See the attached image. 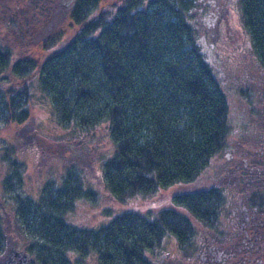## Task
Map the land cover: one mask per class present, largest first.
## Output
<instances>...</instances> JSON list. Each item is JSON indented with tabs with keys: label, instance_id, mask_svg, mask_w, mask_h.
I'll use <instances>...</instances> for the list:
<instances>
[{
	"label": "trees",
	"instance_id": "trees-1",
	"mask_svg": "<svg viewBox=\"0 0 264 264\" xmlns=\"http://www.w3.org/2000/svg\"><path fill=\"white\" fill-rule=\"evenodd\" d=\"M118 1L101 8L99 0H72L64 6L69 34L41 38L43 51L59 48L38 60L18 54L35 46L40 32L30 27L49 23L61 0H15L17 8L0 2L1 119L27 120L25 106L37 88L71 136L80 137L79 128L88 139L104 130L112 152L101 158L99 177L110 196L123 202L169 192L166 205L151 215L123 209L96 228L66 219L77 197L96 195L83 189L86 180L73 166L36 197L11 194L13 230L31 264H80L90 252L98 264H151L146 252L165 247L169 234L180 251L190 248L194 220L205 226L218 219L219 203L227 199L221 184L199 182L225 147L230 125L223 79L202 59L190 22L198 0ZM247 8L264 26V0H249ZM12 171L11 190L15 177L21 181ZM6 209L0 205V252L8 246Z\"/></svg>",
	"mask_w": 264,
	"mask_h": 264
},
{
	"label": "rangeland",
	"instance_id": "rangeland-1",
	"mask_svg": "<svg viewBox=\"0 0 264 264\" xmlns=\"http://www.w3.org/2000/svg\"><path fill=\"white\" fill-rule=\"evenodd\" d=\"M71 1L61 0L60 6L51 15L49 23H46V19L39 20L37 26L35 24L30 27L31 32H40V35L33 42L35 46H32L33 43L29 44L32 47L21 51L18 56L21 58L29 56V58L38 60L58 50L59 47L56 45L50 50L43 51L38 46V41L56 31L61 32L63 30L65 32L63 34H69L70 25L64 16V10H66L64 6L66 7ZM0 2L12 8L14 6L19 7L15 0H0ZM99 2L101 8H113L111 3L116 2V0H99ZM43 26H46L44 30ZM199 36L198 31L197 37ZM217 41L219 42L218 39ZM17 42L13 43L15 47L20 46ZM219 45L216 60L220 69H214V67L212 69L220 80L223 79L222 82L228 93V123L230 128L225 139V147L211 158L200 178V184L218 181L221 185L226 184L223 182L225 176H222L226 161H231L232 168L236 167L237 160H240V140L247 135L246 131L240 129V61H238L240 53L238 54L233 48L234 43L231 46L223 41ZM37 94H39V90L34 88L25 106L28 108V119L22 123L4 122L0 113V205L4 204L7 207L8 214L4 215V221L10 229L7 234L8 246L6 250L0 252V261H6L10 264H18L20 258L11 256L9 249H23L20 238L18 239V233L15 232V229L13 230L16 223L14 222L15 219L13 220V208L10 206L13 202L11 194L19 192L24 197H36L47 183L53 182L58 185L59 180L65 175L67 167L73 166L79 171L80 177L86 180L83 189H91L97 195V197L93 195L92 200L87 196H80L75 199V208L66 215V219L68 222L77 223L79 226L96 228L123 209L138 210L144 215H151L159 206L166 205L165 203L169 199L168 190L161 191L160 194L149 198L139 195L123 202L110 196L103 185V178L99 177L102 174L101 158L104 159L112 152V144L104 130L99 127V133L88 139L84 138L85 131L79 128L80 137L71 136L68 134V130L60 125L59 115L53 114L49 97L46 95V98H42L41 94ZM0 101L2 102L1 95ZM78 138H83L81 145H76ZM63 145H70V148L65 149ZM247 149L251 150L250 144L247 145ZM249 155L246 154V156ZM73 162L75 164H72ZM13 169L19 171L21 181L15 177L11 190L8 189L9 183L6 179L13 174ZM232 180L234 181L233 178ZM220 184L218 183V185ZM176 187L178 185L171 188L170 193L172 189H177ZM233 187H223L226 190V200L231 199L230 194L233 193ZM198 242L199 238L195 235L191 247L177 254L179 252L177 242L166 236L162 242L165 247L162 245L153 253L147 251L145 256L151 264H159L160 254L165 252L166 257L161 261V264H196L201 252ZM24 252L26 253V251ZM13 257L15 261L12 260ZM32 258V255L28 254L27 261L22 264H31ZM80 264L98 263L95 255L90 252L88 256L83 257Z\"/></svg>",
	"mask_w": 264,
	"mask_h": 264
},
{
	"label": "flooded vegetation",
	"instance_id": "flooded-vegetation-1",
	"mask_svg": "<svg viewBox=\"0 0 264 264\" xmlns=\"http://www.w3.org/2000/svg\"><path fill=\"white\" fill-rule=\"evenodd\" d=\"M247 3L249 0H240V6L238 0H198L191 11L190 22L200 34L197 42L202 59L214 69H220L217 39L231 46L236 43L233 48L240 53V129L247 134L240 140L236 167L228 160L222 174L226 183L222 187L236 185L231 199L219 203L220 216L210 224L193 222L197 231L190 237L197 235L201 247L196 264H264V26L259 16L248 15ZM168 237L177 242L174 235ZM178 251L180 254V248ZM9 252L19 259L12 248ZM165 257L162 252L159 264Z\"/></svg>",
	"mask_w": 264,
	"mask_h": 264
},
{
	"label": "water",
	"instance_id": "water-1",
	"mask_svg": "<svg viewBox=\"0 0 264 264\" xmlns=\"http://www.w3.org/2000/svg\"><path fill=\"white\" fill-rule=\"evenodd\" d=\"M13 253H14V255H16V256H19V258H20V264H22L23 262H26L27 261V259H28V254L27 253H24V252H22V251H20V250H18V249H16V248H13ZM11 254V253H10ZM9 260H10V258H8ZM5 263H8V262H6V261H4Z\"/></svg>",
	"mask_w": 264,
	"mask_h": 264
},
{
	"label": "bare ground",
	"instance_id": "bare-ground-1",
	"mask_svg": "<svg viewBox=\"0 0 264 264\" xmlns=\"http://www.w3.org/2000/svg\"><path fill=\"white\" fill-rule=\"evenodd\" d=\"M22 252H24L23 250H22ZM25 253V252H24Z\"/></svg>",
	"mask_w": 264,
	"mask_h": 264
}]
</instances>
